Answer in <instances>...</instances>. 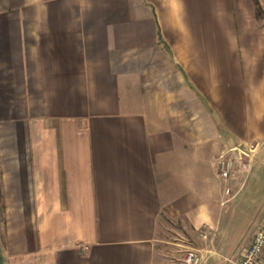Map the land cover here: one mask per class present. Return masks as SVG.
Masks as SVG:
<instances>
[{"label": "crops", "instance_id": "1", "mask_svg": "<svg viewBox=\"0 0 264 264\" xmlns=\"http://www.w3.org/2000/svg\"><path fill=\"white\" fill-rule=\"evenodd\" d=\"M263 165L264 0H0V264H163Z\"/></svg>", "mask_w": 264, "mask_h": 264}, {"label": "rangeland", "instance_id": "2", "mask_svg": "<svg viewBox=\"0 0 264 264\" xmlns=\"http://www.w3.org/2000/svg\"><path fill=\"white\" fill-rule=\"evenodd\" d=\"M258 13L263 15L260 9ZM256 149L257 147L253 152H250V157L255 155ZM229 154L231 156H233L232 154L235 156L239 154L241 157L248 156L240 152L236 154L229 152ZM235 195V190H231L229 197ZM263 196L264 165L259 170L258 183L252 186L249 184L236 200L237 204L234 205V201L230 203L232 209L228 215H224L219 231L205 226L186 227L182 223L165 220L158 243L163 264H186L187 254L191 250L199 253L201 257L200 264H230L227 258L235 256L240 248L247 247L252 240L259 219L264 214V208L261 209ZM242 234L245 236L242 241L236 244L238 237ZM215 237L216 241L214 243ZM238 244L240 247L236 250ZM209 249H212V251H209Z\"/></svg>", "mask_w": 264, "mask_h": 264}, {"label": "built area", "instance_id": "3", "mask_svg": "<svg viewBox=\"0 0 264 264\" xmlns=\"http://www.w3.org/2000/svg\"><path fill=\"white\" fill-rule=\"evenodd\" d=\"M255 145H237L233 149L229 150L222 154L219 158V167L221 175L228 179L234 173V162L235 159L233 156L229 154V152H240L242 154H246L250 157V152L255 150ZM250 157L249 159H251ZM241 169L248 170L249 169V161H241L240 162ZM227 192L230 194L231 188H227ZM230 264H264V214L262 219L257 226L256 230L253 233L252 240L250 244L245 247L241 252L236 254L233 257L227 258ZM201 257L199 253L195 250H191L186 257V264H200Z\"/></svg>", "mask_w": 264, "mask_h": 264}]
</instances>
